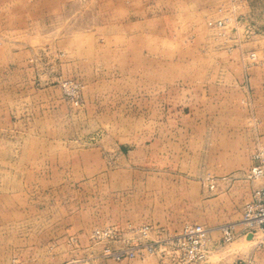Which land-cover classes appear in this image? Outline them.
I'll list each match as a JSON object with an SVG mask.
<instances>
[{"label": "rangeland", "instance_id": "obj_1", "mask_svg": "<svg viewBox=\"0 0 264 264\" xmlns=\"http://www.w3.org/2000/svg\"><path fill=\"white\" fill-rule=\"evenodd\" d=\"M260 153L264 0H0V264H264Z\"/></svg>", "mask_w": 264, "mask_h": 264}, {"label": "built area", "instance_id": "obj_2", "mask_svg": "<svg viewBox=\"0 0 264 264\" xmlns=\"http://www.w3.org/2000/svg\"><path fill=\"white\" fill-rule=\"evenodd\" d=\"M220 21L219 25L222 26ZM256 165L252 167L249 178H258L262 185L254 189L250 199L245 205V215L242 224L245 226L242 230L246 236L258 237L259 244L264 248V154L255 155ZM236 224H227L221 227L222 240L224 243H231L238 235ZM149 227L143 228L144 234H148ZM173 245L183 252L186 263L209 264V230L202 226L195 225L187 227L184 233L174 239ZM162 242L157 238L152 243L144 246L143 252L154 254L161 249ZM141 249H125L115 253L114 257L118 260L128 257L135 258Z\"/></svg>", "mask_w": 264, "mask_h": 264}, {"label": "bare ground", "instance_id": "obj_3", "mask_svg": "<svg viewBox=\"0 0 264 264\" xmlns=\"http://www.w3.org/2000/svg\"><path fill=\"white\" fill-rule=\"evenodd\" d=\"M252 236L250 235V236H248L247 238H251ZM253 239V238H252Z\"/></svg>", "mask_w": 264, "mask_h": 264}]
</instances>
